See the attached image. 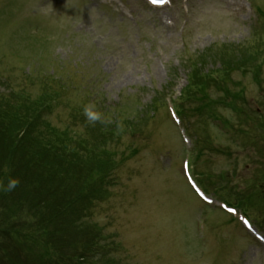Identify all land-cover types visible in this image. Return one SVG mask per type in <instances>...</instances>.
<instances>
[{"label":"rangeland","instance_id":"1","mask_svg":"<svg viewBox=\"0 0 264 264\" xmlns=\"http://www.w3.org/2000/svg\"><path fill=\"white\" fill-rule=\"evenodd\" d=\"M258 8L264 10V0H172L163 8L144 0H0V93L33 98L49 91L56 102L44 117L60 130L95 128L86 106L109 123L124 113L139 129L110 142L109 175L119 182L106 187L107 198L94 202L86 220L111 243L106 264H264V245L218 206L200 201L181 166L188 155L193 177L208 179L209 195L241 204L264 234V12ZM222 49L231 61L242 55L261 66L225 75ZM193 68L225 79L239 100L211 87V107L196 109L197 94L182 99ZM161 95L175 103L179 128Z\"/></svg>","mask_w":264,"mask_h":264},{"label":"trees","instance_id":"2","mask_svg":"<svg viewBox=\"0 0 264 264\" xmlns=\"http://www.w3.org/2000/svg\"><path fill=\"white\" fill-rule=\"evenodd\" d=\"M223 50L220 65L225 75L261 66L242 55L231 61ZM205 58L200 57V64ZM190 64L196 67L198 62L194 59ZM225 82L193 68L184 94L198 95L196 109L211 107V87L226 89L225 96L236 102L239 94L224 88ZM54 101L49 91L33 98L20 91L0 93V183L6 184L8 178L20 181L13 191L0 192L4 221L0 223V264H106L109 260L105 255L111 252V243H105L99 232H91L86 220L94 202L107 198L106 187L115 186L117 178L109 175L111 143H118L126 129L129 135L139 129L132 128L123 113L110 123L102 116L107 123L98 122L89 131L60 130L44 117ZM146 107L147 113L153 110L152 104ZM201 180L207 185L208 179Z\"/></svg>","mask_w":264,"mask_h":264},{"label":"clouds","instance_id":"3","mask_svg":"<svg viewBox=\"0 0 264 264\" xmlns=\"http://www.w3.org/2000/svg\"><path fill=\"white\" fill-rule=\"evenodd\" d=\"M84 115L90 124L96 122L107 123L98 111H95L92 106H86L84 108ZM20 183L18 178H8L7 183H0V192L8 193L13 191Z\"/></svg>","mask_w":264,"mask_h":264}]
</instances>
